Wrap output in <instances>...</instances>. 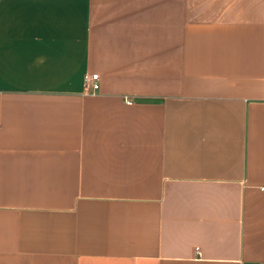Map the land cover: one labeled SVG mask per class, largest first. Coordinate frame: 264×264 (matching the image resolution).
<instances>
[{
  "label": "crops",
  "instance_id": "1",
  "mask_svg": "<svg viewBox=\"0 0 264 264\" xmlns=\"http://www.w3.org/2000/svg\"><path fill=\"white\" fill-rule=\"evenodd\" d=\"M262 186L264 0H0V264H264Z\"/></svg>",
  "mask_w": 264,
  "mask_h": 264
},
{
  "label": "built area",
  "instance_id": "2",
  "mask_svg": "<svg viewBox=\"0 0 264 264\" xmlns=\"http://www.w3.org/2000/svg\"><path fill=\"white\" fill-rule=\"evenodd\" d=\"M100 75L98 72H86L84 74V91L90 94H95L100 90ZM127 102H131L132 100L126 98ZM264 189V186L261 187Z\"/></svg>",
  "mask_w": 264,
  "mask_h": 264
}]
</instances>
